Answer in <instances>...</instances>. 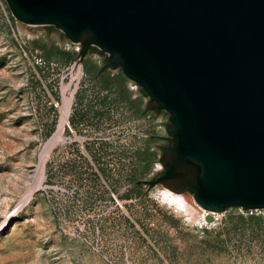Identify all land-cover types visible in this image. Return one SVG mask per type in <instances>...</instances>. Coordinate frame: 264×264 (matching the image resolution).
<instances>
[{"label": "rangeland", "instance_id": "1", "mask_svg": "<svg viewBox=\"0 0 264 264\" xmlns=\"http://www.w3.org/2000/svg\"><path fill=\"white\" fill-rule=\"evenodd\" d=\"M49 26L19 22L0 0V264H264V209L210 212L187 193L180 204L164 185L149 188L169 114L147 109L129 79L103 87L121 69L93 75L84 62L101 68L106 53L80 60V44ZM38 45L77 56L46 59ZM72 92L67 140L17 208Z\"/></svg>", "mask_w": 264, "mask_h": 264}, {"label": "water", "instance_id": "2", "mask_svg": "<svg viewBox=\"0 0 264 264\" xmlns=\"http://www.w3.org/2000/svg\"><path fill=\"white\" fill-rule=\"evenodd\" d=\"M5 1L80 44V60L106 53L98 74L120 68L147 109L169 114L149 188L210 212L264 209V0Z\"/></svg>", "mask_w": 264, "mask_h": 264}, {"label": "bare ground", "instance_id": "3", "mask_svg": "<svg viewBox=\"0 0 264 264\" xmlns=\"http://www.w3.org/2000/svg\"><path fill=\"white\" fill-rule=\"evenodd\" d=\"M80 76H81V69L78 68L76 72V78L78 79ZM72 98H73V92L71 96L63 95V105L60 109L61 110L60 119L57 123V126L54 132L41 145V147L38 150V161H37L34 173L30 177L27 176V178L21 180V183L23 186V192L19 198L17 208H21L25 206L26 204H28L29 201L35 195V193L38 191V189H40L42 185H44L43 182L45 180V163L47 159L49 158L50 154L53 152V150L57 146L62 145L66 142L67 138L65 136V127L67 125V119H68V114L70 112ZM163 192L169 193L170 197L172 195L175 200L180 201V204L182 203L185 204L186 198L182 195V193L177 194V193L170 191L169 189H164ZM199 209H202V208L199 207Z\"/></svg>", "mask_w": 264, "mask_h": 264}, {"label": "trees", "instance_id": "4", "mask_svg": "<svg viewBox=\"0 0 264 264\" xmlns=\"http://www.w3.org/2000/svg\"><path fill=\"white\" fill-rule=\"evenodd\" d=\"M49 28L54 29L52 26H49ZM35 48L42 50L43 56L46 59H49L55 53L56 55L63 57L66 61L70 62V61H73L75 59V57L77 56V53H75V52H67V51H61V50L55 52V51H53V48L46 49V47L43 45H41V46L38 45ZM88 51H93V47H89ZM84 69L90 71L93 75H99V76L103 75V71L98 74L100 68H95L92 65H88L86 62H84ZM127 80L128 79L124 76L122 71H120L118 74H116L112 78L104 80L102 85H103V87H111L112 85L123 87V86H125ZM136 102L138 104L139 100ZM139 184L137 185V187L140 186Z\"/></svg>", "mask_w": 264, "mask_h": 264}, {"label": "built area", "instance_id": "5", "mask_svg": "<svg viewBox=\"0 0 264 264\" xmlns=\"http://www.w3.org/2000/svg\"><path fill=\"white\" fill-rule=\"evenodd\" d=\"M72 44H75V43H72ZM77 44H78V43H77ZM131 82L133 83L135 89H137V90L140 92V87H139L134 81L131 80ZM138 88H139V89H138ZM140 94H141V92H140ZM141 95H142V94H141ZM145 98H146V102H148V98H147V97H145ZM162 169H163V168H162L161 164H159V167L156 168V169H154V172L161 171Z\"/></svg>", "mask_w": 264, "mask_h": 264}, {"label": "flooded vegetation", "instance_id": "6", "mask_svg": "<svg viewBox=\"0 0 264 264\" xmlns=\"http://www.w3.org/2000/svg\"><path fill=\"white\" fill-rule=\"evenodd\" d=\"M162 172H163V169H162V170L160 171V173H158L156 176L160 175ZM156 176H155V177H156ZM155 177H153V178H155Z\"/></svg>", "mask_w": 264, "mask_h": 264}]
</instances>
